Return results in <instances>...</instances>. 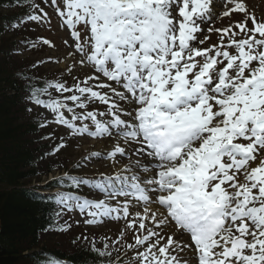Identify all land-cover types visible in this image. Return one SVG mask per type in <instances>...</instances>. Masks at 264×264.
I'll return each instance as SVG.
<instances>
[{
  "label": "snow or ice",
  "instance_id": "obj_1",
  "mask_svg": "<svg viewBox=\"0 0 264 264\" xmlns=\"http://www.w3.org/2000/svg\"><path fill=\"white\" fill-rule=\"evenodd\" d=\"M51 6L73 41L67 73L77 64L94 72L73 75L70 86L56 80L30 88L29 100L70 135L107 138L110 148L85 163L107 160L112 168L92 182L95 198L61 194L57 203L78 209L89 225L124 220L134 239L123 245L125 256L134 253L128 264H264V21L234 0H51ZM233 12L244 13L235 23L239 32L215 29L221 44L198 47L208 39L198 34ZM40 13L21 23L48 17ZM240 33L245 38L235 39ZM71 179L76 188L90 183ZM92 247L100 258L113 255L108 242ZM106 264H120V257Z\"/></svg>",
  "mask_w": 264,
  "mask_h": 264
},
{
  "label": "trees",
  "instance_id": "obj_2",
  "mask_svg": "<svg viewBox=\"0 0 264 264\" xmlns=\"http://www.w3.org/2000/svg\"><path fill=\"white\" fill-rule=\"evenodd\" d=\"M27 0H0V9L22 6ZM0 13V21L9 20ZM1 48V47H0ZM1 52V51H0ZM0 59V264H42L53 258L72 264H106L93 250L77 239L68 238L70 246L48 235L56 228L59 213L57 199L39 197L28 184L40 172H52L54 148L42 144L37 126L26 120L24 98L30 88H42L38 79L22 81V73ZM7 58V57H6ZM34 135L36 137L34 138ZM50 161V160H48ZM45 169V171H43ZM56 185V184H55ZM32 195V196H31Z\"/></svg>",
  "mask_w": 264,
  "mask_h": 264
},
{
  "label": "rangeland",
  "instance_id": "obj_3",
  "mask_svg": "<svg viewBox=\"0 0 264 264\" xmlns=\"http://www.w3.org/2000/svg\"><path fill=\"white\" fill-rule=\"evenodd\" d=\"M234 1L242 2L245 5L248 13L254 15L257 20L264 21V0ZM34 4L39 5V7L35 8L36 14L43 15L40 13V9L42 8L44 12L48 13V17L42 19L41 22L36 25V22H33V24H23L19 29L12 31L10 35V41H22V45L28 50L21 54V59L19 61L20 65L31 69L30 71L27 69V74L34 75V77H38L40 79L42 78L41 75H43L47 78H43L46 81H66L70 86L74 83L72 78L73 75L83 79L86 74H90L88 73V69L91 73H93L94 70L92 67H82L78 64L74 68L72 75L67 73V67L72 65V58L69 57V53L74 51L72 47H69V45L73 44L70 32L67 30L66 26L62 25L60 17L56 14L54 7L51 6V0H34ZM233 6L234 4H229L227 7L231 8ZM2 13H5V11ZM243 19L244 13L241 12H233L229 17L221 16L219 19H216L215 23L212 25L213 31H211V33L214 35H217V39L214 40L221 41L222 36V33L215 31V29H223L232 26L233 31L239 32V29L235 28V23L242 21ZM247 26L249 28L252 27L251 21L248 22ZM80 30L82 35H84V30L82 27ZM205 33L210 34V32L207 31ZM230 35L231 33H229L228 36L223 37V42L225 45L228 43ZM41 38L50 41L51 46L43 44L41 42ZM203 38L204 37H202V39ZM234 38L239 40L245 37L243 33H240V35ZM64 41H68V44H65ZM212 42L213 38L205 41L204 43H206L205 46H207ZM199 47L202 48L201 45H199ZM19 50L22 51L21 48H19ZM228 50L231 54H236L234 48ZM14 59L17 61V58L14 57ZM85 69L87 70L86 73ZM50 91L52 92L53 97L62 99L60 94L56 93L55 90ZM64 95H70V93H65ZM48 98V96L42 97V99L45 100ZM68 104L69 106H72L70 101ZM99 107L100 110H103L106 106L100 105ZM33 110L29 117L35 115L42 124H46V126L42 128L41 132L37 133L39 139L44 138L47 134L52 136V139L47 142V145L54 149L61 143L64 144V147L60 148L59 151H56L52 156L47 157L48 159L43 163L45 164L48 162V160H53L56 157L58 166L53 164L51 168L57 167L55 170L62 168L63 172L56 173L52 176H49V178L43 177L40 180L36 179L33 183L38 185L40 184V188H45L50 179H55L58 176L70 179L69 176L73 175L76 179H86L89 180L90 183L88 184L89 186H82L83 188H81L78 193L68 194L79 196L81 199L95 198L97 190L91 187V183L99 176L100 173L111 172V162L93 158L85 163V157L91 156V154L94 152H102L101 150L97 151L98 144H95L96 142L91 140H89L87 143H83L80 141L78 136L70 135L69 129L63 125L57 124L54 120L53 114L50 113L46 108L34 104ZM77 111L79 112L81 110L77 109ZM66 115L68 114L66 113ZM27 120L30 121L29 118H27ZM35 137L36 135H34V138ZM103 144L104 150L110 146L107 138L104 139ZM124 163H127V160H125ZM99 164H101L103 167H100ZM99 168L102 169L96 170ZM43 171H45V169ZM71 211L72 212L70 215L64 214L61 218V223H64L65 228L68 231H62V233H60L62 235H59L57 232H50L48 234L54 237L51 239L60 240L49 243L52 246L56 244V242L70 246V241H68V238H77L80 242L84 243L94 242L95 246L100 248L103 243V239H105L110 243L112 247L111 251L114 256L120 254L125 256V248L123 247L125 241L128 243H134L131 230L125 231L126 222L124 220H108L103 224L97 223L89 225L85 223V220L88 219L86 215L81 214L79 210L75 208H73ZM147 223L148 222H146V224ZM121 231L125 232L124 239L120 240L119 244H116L114 241L119 239ZM116 249H119V252H117ZM133 254V252H129L128 255L125 256L126 260L129 261Z\"/></svg>",
  "mask_w": 264,
  "mask_h": 264
},
{
  "label": "bare ground",
  "instance_id": "obj_4",
  "mask_svg": "<svg viewBox=\"0 0 264 264\" xmlns=\"http://www.w3.org/2000/svg\"><path fill=\"white\" fill-rule=\"evenodd\" d=\"M87 141V138H83L82 139V142H86ZM147 159V158H146ZM99 166H101V164L99 165ZM181 255H183V254H181Z\"/></svg>",
  "mask_w": 264,
  "mask_h": 264
}]
</instances>
